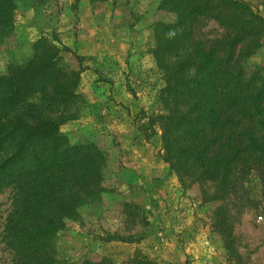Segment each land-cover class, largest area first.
I'll use <instances>...</instances> for the list:
<instances>
[{
    "label": "trees",
    "instance_id": "trees-1",
    "mask_svg": "<svg viewBox=\"0 0 264 264\" xmlns=\"http://www.w3.org/2000/svg\"><path fill=\"white\" fill-rule=\"evenodd\" d=\"M247 2L162 0L174 20L153 27L164 157L179 175L216 184L220 201L235 200L252 174L264 187V61L248 65L262 48L264 18ZM14 12V0H0V47L13 37ZM59 53L42 41L28 63L0 75V195L10 197L3 241L12 264H114L60 256L58 235L100 195L104 158L61 133L81 98L79 71ZM124 264L158 263L135 252Z\"/></svg>",
    "mask_w": 264,
    "mask_h": 264
},
{
    "label": "rangeland",
    "instance_id": "rangeland-1",
    "mask_svg": "<svg viewBox=\"0 0 264 264\" xmlns=\"http://www.w3.org/2000/svg\"><path fill=\"white\" fill-rule=\"evenodd\" d=\"M161 1L14 0V33L0 47V75L28 63L42 41L57 47L61 62L79 71L81 98L61 133L71 143L94 145L104 158L100 195L58 235L60 256L124 264L140 252L158 264H264L261 179L249 175L235 200L220 201L216 184L179 175L164 157L154 121L164 114V82L153 27L174 16ZM247 3L264 18V0ZM263 61L264 38L248 65ZM9 210L5 192L0 264H12L2 234Z\"/></svg>",
    "mask_w": 264,
    "mask_h": 264
}]
</instances>
